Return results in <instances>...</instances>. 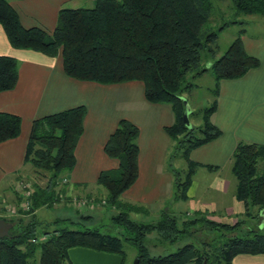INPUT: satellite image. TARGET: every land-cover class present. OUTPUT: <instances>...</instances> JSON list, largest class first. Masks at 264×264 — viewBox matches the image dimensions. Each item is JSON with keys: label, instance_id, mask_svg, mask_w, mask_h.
Instances as JSON below:
<instances>
[{"label": "trees", "instance_id": "16d2710c", "mask_svg": "<svg viewBox=\"0 0 264 264\" xmlns=\"http://www.w3.org/2000/svg\"><path fill=\"white\" fill-rule=\"evenodd\" d=\"M231 4L237 14L264 13V0H231ZM211 6L210 0H93L91 6L61 7L48 33L39 26H23L8 0H0V25L13 47L60 55L62 70L70 77L103 84L138 80L148 102L169 104L174 121L165 130L174 141L171 156L175 154L190 165L182 170L183 179L179 169L169 168L172 193L176 199H187L186 190L198 165L189 158L190 150L221 133L209 119L217 108L220 81L240 77L260 63L244 46V27L219 53L216 40L220 30L229 23L243 21L232 20L210 29ZM202 50L212 57L207 65H200ZM17 64L15 57L0 54V91L14 87ZM204 71L213 74L214 99L200 110L202 122L189 126L183 121L185 94L196 86L193 78ZM85 111V106L78 104L32 120L24 162L48 176L44 186L31 182L30 210H18L31 213L29 220L4 217L13 225L0 237V264H28L37 252L39 264H71L67 255L71 246L116 252L123 263L124 252L117 235L85 226L60 225L42 230L33 213L41 205H52L69 196L61 179L74 165V148L83 131ZM19 131L20 117L0 110V142L17 136ZM137 137L136 124L123 117L118 119L103 145L104 152L116 158L118 165L100 171L96 177V183L106 191V203L118 209L113 217L115 224L137 249V264H232L239 253L264 255V226L260 227V222L255 227L245 225L246 219L257 218L264 206V166L257 171L258 162L264 164V143L238 140L232 151L235 197L243 202L244 216L226 222L207 217L206 211L176 215L163 208L158 219L151 222L130 218L128 211L135 205L120 200L138 175ZM151 231L160 241L180 244L173 250L150 254L144 240ZM40 232L45 237L32 241Z\"/></svg>", "mask_w": 264, "mask_h": 264}, {"label": "crops", "instance_id": "0c3cea01", "mask_svg": "<svg viewBox=\"0 0 264 264\" xmlns=\"http://www.w3.org/2000/svg\"><path fill=\"white\" fill-rule=\"evenodd\" d=\"M68 1L73 0H8L23 26H39L48 33L55 26L58 10L65 7ZM242 41L246 50L257 56L260 63L240 77L220 81L217 108L209 119L221 133L190 150L189 158L198 162V166L186 190L188 198L183 203L184 210H220V219L226 222L242 217L244 212L243 202L235 197L237 180L232 171L233 148L238 140L264 143V36L242 35ZM0 54L13 56L18 62L14 87L0 91V110L20 117L19 134L0 142V193L4 197L0 198L3 201L0 204L5 208L1 209L3 217H22L23 220L31 217V213L18 211L20 208H16L14 214L7 209L10 207L7 201L13 200L15 206L18 202L12 185L16 178L21 177V171L26 166L24 155L32 120L78 104H83L86 111L83 131L74 148V165L66 174L68 181L65 185L69 189L66 193L70 195L71 190H75L90 196L93 188L99 189L96 183L99 172L117 167L118 160L108 156L103 145L118 119L123 117L138 127L139 147L138 175L124 191L123 198L145 207L153 203L158 213L165 202L171 203L173 209L172 174L164 166L166 153L174 143L165 130L174 121L169 104L148 102L143 95V85L138 80L103 84L70 77L62 70L60 55L47 56L35 50L13 47L1 25ZM69 198L66 196L61 201L57 200L61 206H56V202V205H47L55 212L49 219L48 229L63 222H55L56 218H62L61 215L73 216L74 209L67 202ZM40 207L33 211L39 228L42 225L38 216ZM143 213L149 215L145 208ZM75 214L88 217L93 212L80 209ZM259 222L260 226H264V219ZM37 254L28 264H39ZM67 255L71 264H123L119 253L85 246H71ZM232 264H264V255L239 253L232 258Z\"/></svg>", "mask_w": 264, "mask_h": 264}, {"label": "rangeland", "instance_id": "374dc122", "mask_svg": "<svg viewBox=\"0 0 264 264\" xmlns=\"http://www.w3.org/2000/svg\"><path fill=\"white\" fill-rule=\"evenodd\" d=\"M210 2L212 3L211 15H210V19H209L210 22L208 23V27L210 29H217L220 24L228 23L232 20H243V21H245V23H243V24H241L239 22L238 23L237 22L229 23L220 30V32L218 33L217 40H216V44L218 46L219 53L223 52V50L228 46V44L231 42V40L234 38V36H236L238 34V30L242 27L245 28V32L243 35H245L246 37L247 36H250V37L264 36V15H261L260 13H257V14H255V13H253V14H237L235 12L232 4H231V0H210ZM92 4H93V0H73L70 2L68 1V3H66L65 6H69V7L91 6ZM211 58L212 57L209 54V52H207L206 50H202L201 51L200 65H207ZM193 82L196 84V86L193 87L189 91V93L185 94V98L188 101V104L190 105L191 109L193 110V112L188 114V122H189L188 125L189 126H197L198 124H200L202 122V115H201L202 113L200 110L202 108H204L205 106H208L212 102V100L214 99V95L211 92V88L213 87V84H214V77L210 71H204L202 74L197 75L196 77L193 78ZM172 146H173V144H172ZM172 152H173V150H172V147L170 146L169 151L166 153V156L164 159V166L166 165L168 169L170 167H175V168L179 169V171L181 172V177H182L181 179H183L182 170L187 169L188 167H190V165H187V162L183 158L176 157L175 154H173L171 156ZM197 166H194V168H196ZM263 166H264L263 161L260 160L257 164V171L261 172L263 169ZM66 174H64L63 176H65L67 178ZM47 176H48L47 174L41 175L38 172H35L34 167L29 162H26V166H24V168L21 171V177H22L23 182H26L27 185H29L31 190L33 189V185L31 183L32 181H35L37 184H39L41 186H44L46 179H47ZM21 177L16 178L14 180L12 186H14L15 189L17 187L16 181L18 179H20ZM67 181L65 183H67ZM98 185L99 184H97V186ZM98 187H99V189L98 188L92 189L90 196L87 195L85 192L71 190V192H70L71 195H69L70 198L68 199L67 202L76 211L74 212V210H73V216H68V215L65 216V214L61 215L62 218H60V219L63 220V222L61 221V224H59V226L60 225L66 226L69 228H82V226L98 227L101 231L109 232V233L117 235L118 238H120L121 248L124 252L123 264H132L135 257H136L137 249H136L134 243L132 242L131 238L126 235L124 230L115 224L113 217L118 212V209L116 208V206L106 203V191L101 185H99ZM67 189H68V187H67ZM126 190H124V191H126ZM172 190H173V186H172ZM124 191H123V193H124ZM16 192H17V189H16ZM123 193L120 195V198H121L120 200L129 202V203L135 205V207L132 206V207H134V208H132V210L128 211L130 218L137 220V221H151V222H154L155 220L158 219L160 213H158V210L156 209L155 205H153V203L152 204L150 203L149 206H146L148 208H146L145 206H142L138 202L131 201V200L127 201L125 198H123ZM171 194H172L171 199H172V201H174V202H172L173 209L171 207V203H167V202L164 203L163 208H165V206H166L167 208H169V210L174 212L176 215L180 214V213L182 214L184 212L191 215L194 212V209L193 210H188V209L184 210L183 209L184 208L183 203L187 199H183V198L176 199L174 197V192ZM200 194H203V193H200ZM75 195L90 199L91 200L90 203L92 205L91 206H86V205L81 206V205H77V204H75V205L71 204V202H70L71 196H75ZM95 196H97V198H95ZM0 198H4L1 193H0ZM102 199H104V201H101ZM59 201H61V200H59ZM1 202H3V201L0 200V203ZM4 202H6V201H4ZM7 203H9L8 206H12V207L17 206V205L15 206V203L13 200L7 201ZM56 204L53 203L52 205H56V206L62 205L61 203H58L57 201H56ZM47 205L48 204L41 205L40 210L38 212V216L41 219V221H39V223L42 224V225H40L41 226L40 228H45V229H46V227H47V229L50 227L49 219L54 216L53 215L54 209L49 208L48 207L49 205L48 206ZM161 205L162 204H160V206ZM119 207L121 208V206H119ZM136 207H138V208H136ZM57 208H59V207H57ZM144 208L147 209V213H149V215H145L143 213ZM163 208H161V209H163ZM1 209L4 210L5 208L4 207L2 208V205L0 204V217L4 219V217L2 216L3 210H1ZM80 209H82V211L89 210L90 213L93 212V214L88 215V217L75 214L78 211H80ZM187 210H188V212H187ZM25 211H29V210H25ZM220 212H221L220 210H216V211L206 210L207 217L212 218V219H217V220H221L220 216L222 215V213H220ZM56 214H58V213H56ZM242 216H244V214ZM11 217H13V216H11ZM30 218L31 217H29L27 220H29ZM263 219H264V206L262 208H260V210H258V217L257 218H247L245 225L255 227V226H257L258 222L260 220L262 221ZM27 220H24V221H27ZM46 222H49V224ZM44 223H46L47 225H45ZM51 226H53V223H51ZM40 235L45 236V234H42V232H40V234L37 236L38 241L41 240V238L39 237ZM160 240L161 239L158 238V234L155 231H151V232L147 233L146 238L144 240V244H145L147 252L150 254L163 253V252H167L169 250H173L178 244H180L178 241L175 242L174 244H167L168 243L167 241L163 242Z\"/></svg>", "mask_w": 264, "mask_h": 264}, {"label": "built area", "instance_id": "2783aa9c", "mask_svg": "<svg viewBox=\"0 0 264 264\" xmlns=\"http://www.w3.org/2000/svg\"><path fill=\"white\" fill-rule=\"evenodd\" d=\"M65 178H63L61 180L62 183H65L66 181L64 180ZM16 189H17V194L19 196L18 199V203L16 207H8L7 209H9L11 212L15 213L16 212V208H20L22 210H30L31 207V194H32V190L30 189L29 185H27L26 182H23L22 178L18 179L16 181ZM71 195V194H70ZM70 197V196H69ZM90 199H87L85 197H80L78 195L75 196H71V204L75 205H81V206H91L92 204L90 203ZM101 201H104V199H102ZM41 239H43L45 236L44 235H40L39 236ZM32 241H38V238H32Z\"/></svg>", "mask_w": 264, "mask_h": 264}, {"label": "water", "instance_id": "95a60500", "mask_svg": "<svg viewBox=\"0 0 264 264\" xmlns=\"http://www.w3.org/2000/svg\"><path fill=\"white\" fill-rule=\"evenodd\" d=\"M184 102H185V108L183 110V121H184V123L186 125H188L189 124V122H188V114L191 111V109H190V106L187 104L186 100H184ZM12 225H13L12 222L5 221L3 218L0 217V237L3 236V235H6ZM137 262H138V258L135 257V259H134L132 264H137ZM203 264H205V262Z\"/></svg>", "mask_w": 264, "mask_h": 264}, {"label": "bare ground", "instance_id": "6f19581e", "mask_svg": "<svg viewBox=\"0 0 264 264\" xmlns=\"http://www.w3.org/2000/svg\"><path fill=\"white\" fill-rule=\"evenodd\" d=\"M63 178H66V177H65V176H63V177H62V179H63ZM62 179H61V180H62ZM66 179H67V178H66Z\"/></svg>", "mask_w": 264, "mask_h": 264}]
</instances>
